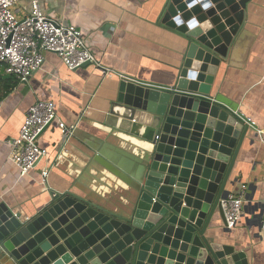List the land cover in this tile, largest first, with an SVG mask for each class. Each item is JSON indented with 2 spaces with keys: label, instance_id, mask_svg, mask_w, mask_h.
Segmentation results:
<instances>
[{
  "label": "water",
  "instance_id": "95a60500",
  "mask_svg": "<svg viewBox=\"0 0 264 264\" xmlns=\"http://www.w3.org/2000/svg\"><path fill=\"white\" fill-rule=\"evenodd\" d=\"M249 2L166 0L161 23L186 42L175 83L121 80L105 115V125L149 148L132 155L121 144L82 141L126 186V202L56 193L26 219L0 203V264H249L210 233L226 230L220 202L244 140L253 142L244 116L213 95Z\"/></svg>",
  "mask_w": 264,
  "mask_h": 264
},
{
  "label": "crops",
  "instance_id": "0c3cea01",
  "mask_svg": "<svg viewBox=\"0 0 264 264\" xmlns=\"http://www.w3.org/2000/svg\"><path fill=\"white\" fill-rule=\"evenodd\" d=\"M46 15L75 27L96 60L111 72L92 65L69 70L54 54L26 83L0 100V203L22 219L42 211L53 194L71 192L111 204L125 203L126 186L98 165L83 137L112 142L138 155L148 143L105 125L120 77L170 88L175 83L186 42L161 23L166 0H39ZM28 0H18L23 18ZM213 95L237 108L258 128L264 127V0H250L244 22L221 61ZM37 101L52 102L64 125L76 137L68 140L56 124L42 132L38 145L46 157L24 177L9 162L8 142L16 139L27 109ZM237 156L229 193L246 187L243 215L230 231L217 225L211 234L219 244L246 253L249 264H264L259 222L264 205V143L251 130ZM65 139V140H64ZM264 140V137H263ZM48 170L43 182L41 172ZM209 233V234H210Z\"/></svg>",
  "mask_w": 264,
  "mask_h": 264
},
{
  "label": "built area",
  "instance_id": "2783aa9c",
  "mask_svg": "<svg viewBox=\"0 0 264 264\" xmlns=\"http://www.w3.org/2000/svg\"><path fill=\"white\" fill-rule=\"evenodd\" d=\"M18 0H0V65L5 75L14 77L18 83H26L32 74L41 69L44 54L56 55L69 70H76L84 65H92L110 74L93 56L87 47L81 32L71 25L52 18L42 10L39 0H28L29 10L25 17L18 18L15 7ZM138 84V81L120 77ZM248 126L264 143V127L258 128L253 121L244 117ZM56 124L61 135L68 139L74 132L59 121L52 102L37 101L26 111L16 139L8 142V160L24 177L47 155V151L38 145V139L45 127ZM49 171L41 172L45 182ZM246 187L242 185L237 193H229L220 205L222 208L225 229L232 230L243 215ZM259 229L264 241V205L261 212Z\"/></svg>",
  "mask_w": 264,
  "mask_h": 264
},
{
  "label": "trees",
  "instance_id": "16d2710c",
  "mask_svg": "<svg viewBox=\"0 0 264 264\" xmlns=\"http://www.w3.org/2000/svg\"><path fill=\"white\" fill-rule=\"evenodd\" d=\"M18 85V81L12 77L5 75L3 66L0 65V100L10 94Z\"/></svg>",
  "mask_w": 264,
  "mask_h": 264
}]
</instances>
